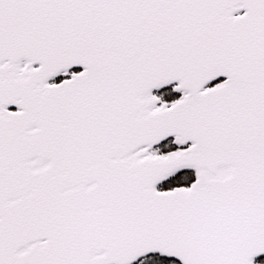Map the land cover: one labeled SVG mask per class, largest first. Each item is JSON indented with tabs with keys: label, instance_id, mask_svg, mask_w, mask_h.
I'll return each mask as SVG.
<instances>
[{
	"label": "snow or ice",
	"instance_id": "obj_1",
	"mask_svg": "<svg viewBox=\"0 0 264 264\" xmlns=\"http://www.w3.org/2000/svg\"><path fill=\"white\" fill-rule=\"evenodd\" d=\"M0 264H264V0H0Z\"/></svg>",
	"mask_w": 264,
	"mask_h": 264
}]
</instances>
